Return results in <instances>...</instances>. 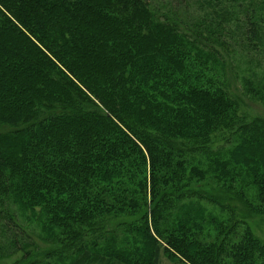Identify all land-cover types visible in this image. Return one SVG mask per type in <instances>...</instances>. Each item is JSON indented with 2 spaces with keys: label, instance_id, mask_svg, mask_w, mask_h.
<instances>
[{
  "label": "trees",
  "instance_id": "obj_1",
  "mask_svg": "<svg viewBox=\"0 0 264 264\" xmlns=\"http://www.w3.org/2000/svg\"><path fill=\"white\" fill-rule=\"evenodd\" d=\"M263 61L264 0H172L163 12L147 0H0V258L160 264L164 250L186 264H264V241L191 187L205 176L186 166L227 132L229 165L264 198V116L242 112L234 84L264 105ZM168 180L177 188L162 192ZM203 202L231 213L211 221L216 241L172 223ZM37 205L65 207L51 223L66 242L40 248ZM137 210L141 223L103 222ZM69 215H94V234Z\"/></svg>",
  "mask_w": 264,
  "mask_h": 264
},
{
  "label": "rangeland",
  "instance_id": "obj_2",
  "mask_svg": "<svg viewBox=\"0 0 264 264\" xmlns=\"http://www.w3.org/2000/svg\"><path fill=\"white\" fill-rule=\"evenodd\" d=\"M153 5L157 6L162 12L165 11L172 0H147ZM264 65V61H263ZM235 90L241 96L243 100L241 104L242 112L247 113L250 116L261 115L264 116V105L260 102L252 100L251 98L244 96L241 90V84L238 81L234 82ZM234 88V85L232 86ZM228 137L227 132H216L212 136V141L209 143L210 150L205 157L198 158L202 162L190 163L186 162V166L192 169L195 164L196 171L203 172L205 177H196L191 183V187L203 189L212 195H217L218 199H221L230 204V206L235 207L236 218L243 220L246 225L251 229L252 233L262 241H264V198L260 195V188L257 184L253 183L252 178L249 176L251 171L246 170L245 167H236V165L231 162L229 165V149L225 148V139ZM223 152H226L223 154ZM223 154V155H222ZM192 165V166H191ZM260 169V172L263 171V168L258 167L256 171ZM172 180L165 181L163 183L162 192L167 187L169 188L172 184L174 188H177ZM189 203V201H187ZM197 206V205H196ZM189 205H186L184 210L178 212V220L174 218L172 223H176V226L182 227L184 225H190L189 229L191 232L202 241H216L220 231L222 230L219 227L218 222L211 223L215 218L221 221V225H226L230 221L231 213L229 210L224 211L218 206L210 205L207 202H203L202 207L204 210L199 208L191 210L188 209ZM199 207V204H198ZM65 207L61 210H42V207L37 205L33 212H28L29 223H33L34 233L36 234V239L40 248L45 249L50 244H53L52 241L58 243L66 242V227H60L56 224L51 223L54 219L52 216L54 214H60L63 212ZM146 208V207H144ZM141 211H134V214H127L121 212L111 213L109 219H105V225L109 228L117 226L121 219H125V222L131 224L133 220L141 223L142 214ZM41 214H44L43 216ZM72 215V214H71ZM69 215L66 222L71 226L76 224H81L84 227L85 236H92L95 232L93 229L87 230L86 223L89 220H93L95 217H86V215L76 216V218ZM137 216V218H136ZM206 217V219H205ZM51 218V219H49ZM117 219V220H116ZM205 219V221H203ZM138 223V224H139ZM60 224V223H59ZM137 224V225H138ZM136 225V226H137ZM220 225V226H221ZM201 226V227H200ZM128 228V227H127ZM68 230V229H67ZM130 229L128 230V235H130L131 240L135 241L136 237L130 234ZM40 236V237H39ZM61 237V239L59 238ZM43 237H51L52 240L45 241ZM198 239V240H199ZM204 241V242H206ZM162 243V242H161ZM203 243V242H202ZM20 253L12 257H1L0 264H15L17 260L20 259ZM178 257V254H175ZM176 256L168 254L166 251L162 250L160 253V264H186V261H181ZM88 264H118L113 262V260H104V261H92Z\"/></svg>",
  "mask_w": 264,
  "mask_h": 264
}]
</instances>
